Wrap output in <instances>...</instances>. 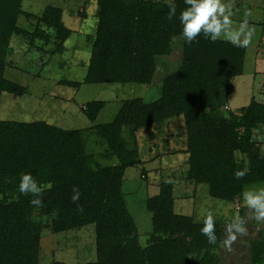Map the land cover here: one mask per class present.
Masks as SVG:
<instances>
[{
	"label": "trees",
	"instance_id": "1",
	"mask_svg": "<svg viewBox=\"0 0 264 264\" xmlns=\"http://www.w3.org/2000/svg\"><path fill=\"white\" fill-rule=\"evenodd\" d=\"M86 1L95 2L97 19L86 71L81 81L60 84L75 88L82 83L149 84L156 57L170 53L176 36L182 40L181 66L163 77L159 97L148 102L126 99L109 122L64 129L43 120L0 118V264H38L42 218L53 232L94 224L96 258L80 264H216L211 250L222 240L220 225L216 223L217 243L209 244L200 231L202 222L175 210L171 179L162 180L158 194L147 199L153 232L147 245L139 243L121 190L125 169L136 160L121 131L124 126H130L132 134L149 125L160 129L167 119L181 115L189 180L206 184L210 196L227 201L246 185L264 182V157L251 139L254 128L264 127V103L251 98L240 115L218 111L230 80L243 73L246 48L203 35L187 44L178 19L186 7L184 0H174L177 17L171 21L164 0ZM20 17L31 24L34 20V30L19 25ZM70 33L60 7L46 5L35 15L22 9V0H0V101L5 92L26 93L25 86L4 75L13 35L42 38L54 44L52 52H59ZM104 105L103 100H91L82 111L93 122ZM88 129L105 141L118 164L95 166L85 149ZM245 168L246 175L237 179L234 173ZM25 173L44 188L40 206L31 204V194L19 191ZM74 186L80 190L76 203L71 199ZM251 246L253 260L261 263L263 232Z\"/></svg>",
	"mask_w": 264,
	"mask_h": 264
},
{
	"label": "rangeland",
	"instance_id": "2",
	"mask_svg": "<svg viewBox=\"0 0 264 264\" xmlns=\"http://www.w3.org/2000/svg\"><path fill=\"white\" fill-rule=\"evenodd\" d=\"M48 3H56V0H22V8L36 12L42 5ZM60 4L65 5L71 12L70 16L64 15V23L73 31L79 32L74 37L77 43L72 49L65 51L67 54L70 51L71 56L59 64L54 59L43 68L37 63L28 66L27 62L22 61L27 51L22 44L24 42L27 44L29 36L13 35L20 38L19 43H23L19 44L17 48L19 50L14 49L12 53H8L4 75L25 86L26 93L16 95L5 92L1 95V119L24 121H30L32 118L47 119L64 129H81L109 122L126 99L140 97L148 102L159 97L163 77L181 66L182 40L180 36H176L171 41L170 53L156 57V67L149 84L82 83L80 87L75 88L54 83L53 79L82 80L97 20L94 1L62 0ZM83 7L84 13H78ZM235 8L239 11L233 17L234 24L240 22L246 8L251 10L249 23L255 29V34L252 43L247 47L243 73L230 80L229 89L220 98L224 104L220 102L222 104L218 111H223L225 115L229 112L240 115L241 108L246 106L251 98L264 103V0H235ZM29 22L24 17L18 20L22 27H26ZM34 22L32 20L31 28ZM38 70L45 76L44 81L31 78ZM55 96L63 97L65 100ZM66 99L69 101L68 104ZM91 100L105 101L104 107L93 122L82 111V106ZM226 104L229 106L228 109L224 108ZM130 128L122 127L121 136L126 142V147L132 151L129 155L134 156L136 164L125 169L121 190L127 208L134 218L139 243L142 246L147 245L153 232L152 211L148 209L147 199L158 194L162 180L171 179L175 210L191 215L197 222H202L204 215L211 210L216 223L223 231L222 240L228 218L237 209L241 216L247 219V235H238L231 252L227 251L221 242L211 250L216 264H264V259L261 263L253 260L251 246L253 240H257L262 232L264 233V222L248 218L249 210L243 203L242 193L231 201L215 198L209 195L206 184L194 183L187 178L188 154L183 117L177 115L167 119L160 129L149 125L137 129L132 134ZM84 136L86 152L93 155L96 167L119 163L116 156L108 153L105 141L99 138L94 130H86ZM251 139L258 145L261 156L264 157L262 125L253 129ZM238 157L241 155L238 154ZM258 185H264V182L248 184L245 187ZM41 222L43 230L39 239L38 264H51L55 261L60 264H80L95 260L94 224L53 232L47 219L42 218Z\"/></svg>",
	"mask_w": 264,
	"mask_h": 264
},
{
	"label": "clouds",
	"instance_id": "3",
	"mask_svg": "<svg viewBox=\"0 0 264 264\" xmlns=\"http://www.w3.org/2000/svg\"><path fill=\"white\" fill-rule=\"evenodd\" d=\"M167 19L172 20L177 17V5L174 0H167ZM186 5L178 16L182 25V36L187 44H192L197 36L203 35L206 39L215 42L224 40L236 47L247 48L253 40L255 29L250 26L249 18L252 15L250 9H245L243 17L238 24H234L233 17L239 9L235 8V0H184ZM247 169L237 170L234 175L240 179L246 175ZM171 183V180L166 181ZM48 188L51 185L47 186ZM19 191L22 194H31V204L40 206L44 188L40 186L31 174L25 173L20 177ZM71 197L74 203L80 199V190L73 187ZM243 203L249 210L248 218L256 222H264V185L247 186L242 192ZM79 211L83 212V207L77 203ZM247 219L241 216L237 209L229 218L225 225V236L221 241L222 246L229 252L232 245L237 240L238 235H247ZM201 234L206 236L208 243L215 245L218 241L216 235V219L214 213L209 210L202 220Z\"/></svg>",
	"mask_w": 264,
	"mask_h": 264
},
{
	"label": "crops",
	"instance_id": "4",
	"mask_svg": "<svg viewBox=\"0 0 264 264\" xmlns=\"http://www.w3.org/2000/svg\"><path fill=\"white\" fill-rule=\"evenodd\" d=\"M61 1L62 0H56V3L44 4V5H42L40 7L41 9L38 10V11H36V12L27 11V10H25V11H27L29 13H33L35 15H39L43 11V9H44V7L46 5H54V6L60 7L62 9V20L64 22V19H63L64 15L70 16L71 15V12H70V10L67 7H65V5L60 4ZM66 9H67V11H66ZM84 11H85V8L83 7L81 9H79L78 13H80V12L81 13H84ZM24 28H26V30H28V32H31V31L34 30V28H31V22H29L28 25L26 27H24ZM46 31H49V30H46ZM77 32L78 31L75 32V31H73L71 29V33H70L69 37L64 41V47H63V49L61 51L55 52V53H52V51H51L53 49V44L50 41L43 40L42 38H36L34 40H30V38H29L27 44L25 42L24 43L22 42L23 43L22 44V43H19V41H21L20 38H15L14 36H12L11 41H10V50H9V53H12V50L17 49L18 46H19V44L20 45L22 44V46L25 45V50H27L26 51V55L22 59V61H25V63L27 62L28 66H32V65H35L37 63L38 66H40L41 68H43L44 66H46L47 63L49 64L54 59L59 64V62L62 63V62H64L65 59H69V56H71L70 55V51H69L68 54L65 53V51L66 50H69V49H72L73 46L77 43V39L74 38ZM90 48H91V46L88 49L89 54H88V59L86 60V65H87L88 60H89ZM17 50H19V49H17ZM62 53H64V54H62ZM246 53H247V48H246V52H245V57L247 55ZM245 57H244V61H245ZM40 71L38 70L37 72H34L32 74V76H31V78H33V79L38 78V79H40V81H44L45 76L42 75V72H40ZM41 77H43V79ZM46 79H49V78H46ZM60 80H70V79H53V82L57 84V83L60 82ZM70 81H77V80H70ZM55 97H58V99H61V100H65V98L60 97V96H55ZM71 100H73V98L70 99V101ZM68 102L69 101L67 100V104H68ZM32 120H40V119H33L32 118ZM41 120H43V121H45V122H47L49 124H52V125L55 124L51 120H47V119H41ZM22 121H24V120H22Z\"/></svg>",
	"mask_w": 264,
	"mask_h": 264
},
{
	"label": "built area",
	"instance_id": "5",
	"mask_svg": "<svg viewBox=\"0 0 264 264\" xmlns=\"http://www.w3.org/2000/svg\"><path fill=\"white\" fill-rule=\"evenodd\" d=\"M224 108H225V109H228V108H229V106H228V105H225V106H224Z\"/></svg>",
	"mask_w": 264,
	"mask_h": 264
}]
</instances>
